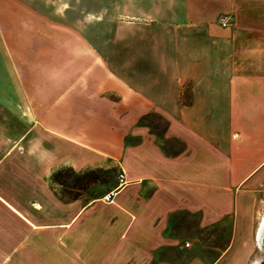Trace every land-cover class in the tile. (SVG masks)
<instances>
[{
	"label": "crops",
	"instance_id": "0c3cea01",
	"mask_svg": "<svg viewBox=\"0 0 264 264\" xmlns=\"http://www.w3.org/2000/svg\"><path fill=\"white\" fill-rule=\"evenodd\" d=\"M9 81L42 112L0 184V218L25 228L9 255L48 233L66 264L217 263L206 231L234 234L264 182V0H0V95ZM63 167L128 184L113 204L115 179L69 199L50 183Z\"/></svg>",
	"mask_w": 264,
	"mask_h": 264
},
{
	"label": "rangeland",
	"instance_id": "374dc122",
	"mask_svg": "<svg viewBox=\"0 0 264 264\" xmlns=\"http://www.w3.org/2000/svg\"><path fill=\"white\" fill-rule=\"evenodd\" d=\"M15 49V52L18 50V56L22 55L19 48ZM31 58H33V56H31L30 59ZM45 66L47 73L54 71V65L47 63ZM18 71H20L19 73H21L24 77L31 74L27 69V64L19 63ZM10 72L11 67L9 65V73ZM57 80L59 81V79ZM25 81L26 83L24 82L23 86L28 85L29 87L28 83H31L32 79L26 78ZM17 82L18 81H13L11 83V81H9V87L11 89H8L11 92L13 91L14 94L0 95V184L2 185L7 183L10 172L13 171L17 165H20L21 162L20 159H9V149L11 144H14L13 148L15 150L17 149V146L21 145L18 139L22 135L23 130L27 128L25 126L23 127L24 122H22V118L29 116L28 121H30V127L32 128V123L36 122L39 115L42 114V112H40L38 115L37 107L33 106L32 100L29 99V109H26V111L22 109L25 98L31 99L32 96L37 98V95H21V91L18 90L22 88V85L19 82L17 84ZM42 84L46 86V94L43 95L42 98H45L46 103H44V105L48 108L54 97L53 80H47L46 83L44 82ZM62 88L63 87L59 88L58 92L61 91ZM79 89L83 91L85 90V88L82 87H79ZM66 90L69 89L66 88ZM85 91H87V89ZM9 106L13 107V110H9ZM42 106L40 105V111ZM64 176L66 177L67 174L63 175V177ZM117 176V172L112 173L109 172L108 169H105V171L98 172V175L92 176V178L96 177L97 180H99L97 184H92L91 181V185H85L84 182V187H78V189L70 192L82 195L85 194L90 187H93L95 191L96 188L103 190V187H105L109 181L112 179L117 180ZM63 177L62 179H64ZM89 179L92 180L91 177ZM62 194L64 195L65 193L62 192ZM247 207L248 210L246 211V214L243 213L239 216V218H236V228L234 234H232V231L229 232L224 230L220 236L217 235V231L216 236H213L212 234L215 232L210 230L206 231L205 241L209 240L211 245H219L221 251H223L221 258L216 264H253L257 261H264V248L261 247L258 239L261 224L264 219V182L259 188V191L255 193L252 198V202L247 204ZM231 225L233 226V224ZM23 228L22 224L17 222L14 218H0V264H66L63 260L60 261L58 257L54 255L58 249V246H56L57 240H55L53 236L48 233L45 237H38L37 235L30 233L29 239L26 240L27 245L25 246V248H28V251H30V260H23V256L20 255L22 252V249L20 248L21 245L18 246V248H20L18 253L13 256L9 255L12 241L17 242L16 238H14L15 240H12L11 238L12 229L15 233L17 232V234H21ZM66 241H70L75 245H82L86 242L84 237L63 240L60 246L62 253H64V250L69 251L67 248L69 244H67Z\"/></svg>",
	"mask_w": 264,
	"mask_h": 264
},
{
	"label": "trees",
	"instance_id": "16d2710c",
	"mask_svg": "<svg viewBox=\"0 0 264 264\" xmlns=\"http://www.w3.org/2000/svg\"><path fill=\"white\" fill-rule=\"evenodd\" d=\"M65 174H67V176L63 177V175H65ZM94 175H98V171L94 170V171H89V172L83 173V174H77L72 170V168L63 167V168L56 169L52 172V174L50 176V183L52 186H54V185L61 186L62 192L65 193L64 195L69 196L67 198L77 199L81 195L73 194V192L71 193L70 191L76 190V189H78V187H80V188L84 187V182H85V185H87V184L91 185V183H90L91 181H92V184L93 183L97 184L99 182V180H97L96 177L92 178V176H94ZM62 177L64 179H62ZM90 177L92 180L89 179ZM87 187H85V188H87Z\"/></svg>",
	"mask_w": 264,
	"mask_h": 264
},
{
	"label": "built area",
	"instance_id": "2783aa9c",
	"mask_svg": "<svg viewBox=\"0 0 264 264\" xmlns=\"http://www.w3.org/2000/svg\"><path fill=\"white\" fill-rule=\"evenodd\" d=\"M218 23L223 27V28H228L231 26L232 23V17L229 14H222L218 18ZM128 184L127 176L126 173L122 170L119 172L117 176V186L113 190L109 191L106 193L102 198L101 201L104 202L105 204H113L122 188H124ZM186 246H189L187 244ZM262 261H257L253 264H260Z\"/></svg>",
	"mask_w": 264,
	"mask_h": 264
},
{
	"label": "water",
	"instance_id": "95a60500",
	"mask_svg": "<svg viewBox=\"0 0 264 264\" xmlns=\"http://www.w3.org/2000/svg\"><path fill=\"white\" fill-rule=\"evenodd\" d=\"M258 239H259V243H260L261 247L264 248V226H263V228L260 229ZM260 264H264V261H262Z\"/></svg>",
	"mask_w": 264,
	"mask_h": 264
},
{
	"label": "bare ground",
	"instance_id": "6f19581e",
	"mask_svg": "<svg viewBox=\"0 0 264 264\" xmlns=\"http://www.w3.org/2000/svg\"><path fill=\"white\" fill-rule=\"evenodd\" d=\"M263 226H264V219H263V221H262L261 228H263ZM261 228H260V229H261Z\"/></svg>",
	"mask_w": 264,
	"mask_h": 264
}]
</instances>
